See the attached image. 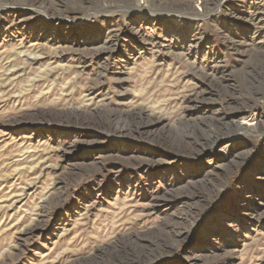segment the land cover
<instances>
[{
	"label": "rangeland",
	"instance_id": "1",
	"mask_svg": "<svg viewBox=\"0 0 264 264\" xmlns=\"http://www.w3.org/2000/svg\"><path fill=\"white\" fill-rule=\"evenodd\" d=\"M0 264H264V0H0Z\"/></svg>",
	"mask_w": 264,
	"mask_h": 264
}]
</instances>
